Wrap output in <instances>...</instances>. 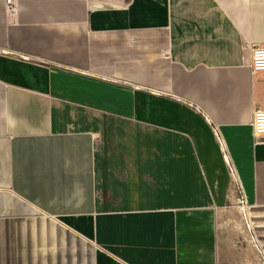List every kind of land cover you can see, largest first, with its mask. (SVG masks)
Masks as SVG:
<instances>
[{
	"label": "crops",
	"instance_id": "crops-1",
	"mask_svg": "<svg viewBox=\"0 0 264 264\" xmlns=\"http://www.w3.org/2000/svg\"><path fill=\"white\" fill-rule=\"evenodd\" d=\"M13 1L0 0V264H264V0ZM206 117L261 252L242 243Z\"/></svg>",
	"mask_w": 264,
	"mask_h": 264
},
{
	"label": "built area",
	"instance_id": "built-area-1",
	"mask_svg": "<svg viewBox=\"0 0 264 264\" xmlns=\"http://www.w3.org/2000/svg\"><path fill=\"white\" fill-rule=\"evenodd\" d=\"M6 2L9 4L10 9H15L16 6L13 0H6ZM252 59H253L252 67L254 70H258V71L264 70V46H261V47L258 46L253 49ZM206 118L210 122V124L213 126L214 134L217 136V139L220 143L225 160L228 164L229 173L232 174L233 179L235 181V186H236L237 193H238V198H237L238 205L243 211V218L246 224L248 235L250 237V241L261 252L262 251L261 245L259 243L258 237L256 236L253 230L252 221L250 220V217H249V209L251 205L248 202L247 194L245 192V188H243L240 174L238 173L236 164L230 157L229 150H228L226 141H224L220 126L217 124H214L209 117H206ZM251 124L253 125L254 137L255 138H258L259 136L264 137V108L255 111Z\"/></svg>",
	"mask_w": 264,
	"mask_h": 264
},
{
	"label": "rangeland",
	"instance_id": "rangeland-1",
	"mask_svg": "<svg viewBox=\"0 0 264 264\" xmlns=\"http://www.w3.org/2000/svg\"><path fill=\"white\" fill-rule=\"evenodd\" d=\"M259 108L260 107H258L256 110H259ZM258 138H264L263 136H259ZM235 182V181H234ZM235 189H236V186H235ZM237 190V189H236ZM238 194V193H237ZM240 219H241V221L243 222V231L241 232L242 233V236H241V238L243 239V237H244V240H245V242H242L243 244H249L251 247L253 246L252 244H251V241H250V237H249V235H248V231H247V228H246V224H245V221H244V218H243V211L241 210V208H240V217H239ZM240 244H241V242H240Z\"/></svg>",
	"mask_w": 264,
	"mask_h": 264
}]
</instances>
